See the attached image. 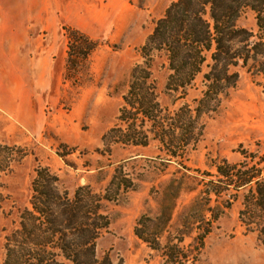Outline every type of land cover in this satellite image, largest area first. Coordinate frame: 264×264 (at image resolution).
Here are the masks:
<instances>
[{
    "label": "rangeland",
    "instance_id": "374dc122",
    "mask_svg": "<svg viewBox=\"0 0 264 264\" xmlns=\"http://www.w3.org/2000/svg\"><path fill=\"white\" fill-rule=\"evenodd\" d=\"M174 1L0 0V16L11 19L0 22V36L14 34L6 26L19 24L18 16L28 27L22 52L0 51V264L30 209L39 169L57 177L69 199L81 187L99 197L109 223L96 241L99 264H264V232L239 215L246 190L210 226L201 195L222 161H249L244 153L264 158L259 75L239 70L216 111L196 118L207 68L184 94L168 92V60L154 52L150 72L162 111L187 108L191 114H182L195 119L186 128L188 145L176 151L153 134L146 146L105 139L120 125L134 68L144 66L140 50ZM236 26L256 31L254 13L244 10ZM69 31L96 44L86 59L68 63Z\"/></svg>",
    "mask_w": 264,
    "mask_h": 264
},
{
    "label": "trees",
    "instance_id": "16d2710c",
    "mask_svg": "<svg viewBox=\"0 0 264 264\" xmlns=\"http://www.w3.org/2000/svg\"><path fill=\"white\" fill-rule=\"evenodd\" d=\"M246 9L255 15L256 31L236 26ZM68 40V63L75 57L86 59L96 48L95 43L76 31H69ZM140 52L144 66L134 68L119 112L120 125L111 129L105 139L115 136L116 143L146 146L148 134H153L162 145L181 152L188 145L186 128H192L195 119L190 116L188 120V115L182 114H191L187 108L172 117L162 111L152 86L151 55L163 53L168 60V92L184 94L205 66V89L194 113L199 118L214 112L235 87L239 70L264 80V0H175L157 20ZM244 157L249 161L236 165L222 161L216 166L214 179L203 184L201 195L209 216L206 225L216 221L238 193L246 190L240 218L248 227L263 233L264 158L254 161L256 157L247 153ZM206 176L212 177L208 173ZM31 192L30 209L25 210L20 228L7 239L5 264H99L96 241L109 224L101 212L99 197L81 187L69 199L58 189L57 177L47 169L36 171ZM135 234L140 238L137 229Z\"/></svg>",
    "mask_w": 264,
    "mask_h": 264
},
{
    "label": "crops",
    "instance_id": "0c3cea01",
    "mask_svg": "<svg viewBox=\"0 0 264 264\" xmlns=\"http://www.w3.org/2000/svg\"><path fill=\"white\" fill-rule=\"evenodd\" d=\"M16 16H14L15 18ZM19 20H17L19 22V24L17 25H13V27H9L6 26L10 29H14L12 35L10 36H0V47L3 50H0L1 52L5 53V52H12V53H20L22 52V48L25 46V44L28 43V27L26 26L25 29V25L22 24V21L20 16H18ZM6 21H11L10 20H5L3 19V17L0 16V22H6ZM16 21V20H14ZM13 21V22H14ZM16 23V22H15ZM4 26V25H3ZM4 28V27H3ZM18 29L19 33H16L15 30ZM21 29H25L24 31H22Z\"/></svg>",
    "mask_w": 264,
    "mask_h": 264
}]
</instances>
